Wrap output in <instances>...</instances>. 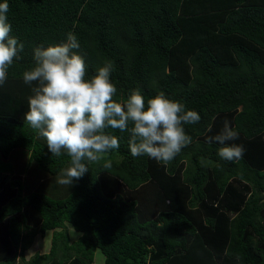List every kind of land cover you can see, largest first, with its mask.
I'll use <instances>...</instances> for the list:
<instances>
[{
    "label": "trees",
    "instance_id": "1",
    "mask_svg": "<svg viewBox=\"0 0 264 264\" xmlns=\"http://www.w3.org/2000/svg\"><path fill=\"white\" fill-rule=\"evenodd\" d=\"M8 17L24 47L0 86V264H94L97 251L104 264H264V0H9ZM69 31L88 77L112 65L114 99L163 93L199 113L172 161L133 157L108 129L120 147L59 183L70 157L24 120L36 82L23 73ZM225 121L240 159L208 142ZM49 232L50 252L28 261Z\"/></svg>",
    "mask_w": 264,
    "mask_h": 264
},
{
    "label": "clouds",
    "instance_id": "2",
    "mask_svg": "<svg viewBox=\"0 0 264 264\" xmlns=\"http://www.w3.org/2000/svg\"><path fill=\"white\" fill-rule=\"evenodd\" d=\"M8 12L9 0H0V86L24 47L18 37L11 35ZM79 48L77 36L69 31L64 42L36 46L34 64L23 73L25 84L36 82L24 120L46 139L51 154L60 156L64 151L70 157L69 166L60 174V184L73 185L89 171L90 162L120 147L121 138L108 129L129 134L133 157L146 155L163 164L191 143L183 125L199 122L197 111L186 109L163 93L145 101L134 89L123 101L114 99L118 89L111 79L112 65L105 64L88 77L86 62L76 51ZM238 136L225 121L222 133L209 137L208 142L220 144L217 154L231 161L240 159L245 151L243 145L226 143ZM104 167L110 168L111 163L106 162Z\"/></svg>",
    "mask_w": 264,
    "mask_h": 264
},
{
    "label": "rangeland",
    "instance_id": "3",
    "mask_svg": "<svg viewBox=\"0 0 264 264\" xmlns=\"http://www.w3.org/2000/svg\"><path fill=\"white\" fill-rule=\"evenodd\" d=\"M71 232V239L72 241L75 240L76 234L73 230H70ZM51 237L52 232H49L45 237H42L41 235H37L34 240V244L32 247L26 252V259L29 261L31 260L37 253L41 255H45L50 252L51 247ZM20 260V264H21ZM26 264V263H22ZM94 264H104V256L100 251L96 252L95 255V262Z\"/></svg>",
    "mask_w": 264,
    "mask_h": 264
},
{
    "label": "crops",
    "instance_id": "4",
    "mask_svg": "<svg viewBox=\"0 0 264 264\" xmlns=\"http://www.w3.org/2000/svg\"><path fill=\"white\" fill-rule=\"evenodd\" d=\"M34 244V243H33Z\"/></svg>",
    "mask_w": 264,
    "mask_h": 264
}]
</instances>
